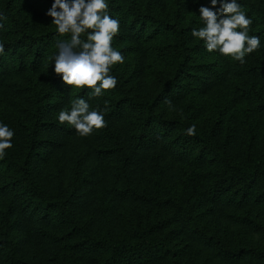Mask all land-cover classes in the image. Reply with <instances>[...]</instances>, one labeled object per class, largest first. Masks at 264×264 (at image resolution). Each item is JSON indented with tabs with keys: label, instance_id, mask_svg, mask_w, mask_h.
Wrapping results in <instances>:
<instances>
[{
	"label": "trees",
	"instance_id": "trees-1",
	"mask_svg": "<svg viewBox=\"0 0 264 264\" xmlns=\"http://www.w3.org/2000/svg\"><path fill=\"white\" fill-rule=\"evenodd\" d=\"M53 2L0 0V91L19 101L0 103L14 132L0 159V264H264V0H237L260 40L243 65L192 36L211 0H107L124 62L99 97L53 71L71 39L46 15ZM80 98L107 127L81 137L58 122ZM179 174L202 188L179 200L166 185Z\"/></svg>",
	"mask_w": 264,
	"mask_h": 264
},
{
	"label": "clouds",
	"instance_id": "clouds-1",
	"mask_svg": "<svg viewBox=\"0 0 264 264\" xmlns=\"http://www.w3.org/2000/svg\"><path fill=\"white\" fill-rule=\"evenodd\" d=\"M211 5V8H199L204 26L193 29L192 36L202 40L208 52H218L243 65L245 57L260 46L259 37L248 34L252 20L237 0H220L215 11L217 0H211ZM107 13V0H54L46 13L61 36L70 34L71 37L70 42L57 44L54 73L64 84L79 90L91 89L96 97L115 88L117 79L110 74L112 67L124 62L121 53L112 47L113 38L119 34V21ZM85 34L86 40H82ZM4 51V45L0 44V55ZM89 107L83 98L77 99L70 112L59 113L58 122L73 126L81 137L107 127L103 114L90 111ZM186 134L195 135V125L187 128ZM13 135L7 125L0 124V159L5 157L6 149L12 147Z\"/></svg>",
	"mask_w": 264,
	"mask_h": 264
},
{
	"label": "rangeland",
	"instance_id": "rangeland-1",
	"mask_svg": "<svg viewBox=\"0 0 264 264\" xmlns=\"http://www.w3.org/2000/svg\"><path fill=\"white\" fill-rule=\"evenodd\" d=\"M18 97H15L13 95L12 91H8V88L6 89H2L0 91V103H7V105L13 104V103H18ZM255 121L261 122L264 120V114L261 115H255L254 116ZM234 128L236 127L235 131H234V137L232 138V144H231V150L237 154V155H241L242 154V150L244 149V146H242V141L244 138V130L240 125H236L233 122ZM233 134V132H232ZM234 142V143H233ZM259 142V136H257V143ZM81 144V142H79V145ZM76 148H71L70 150H75ZM78 151V150H75ZM75 151L72 152V154H75ZM65 158H68L67 156L62 157V160H65ZM146 161L148 160V158H145ZM143 166L142 168H145V171H141L140 173L138 172L137 174L138 176V180L141 179L142 181L141 184L144 183V181L146 180V178H148L151 174H153V170L152 169H147V165L146 162L142 161ZM150 170L152 171V173L150 174ZM166 176V175H164ZM169 176H173V175H169ZM168 176V177H169ZM175 177L176 181L173 183V186H171L170 184H166L169 187H171V189L173 190L174 195L177 196V198L179 200H181V197H184L186 195H192L195 194L196 192H198L201 188H202V183L201 181L199 182H193V181H189L186 179L185 176H180V174L178 176H173ZM172 177V178H173ZM171 178V177H170ZM172 193V195H173ZM162 197H164L161 194ZM216 210H218L217 206H216ZM222 223V222H221ZM239 231V229L237 227L231 226L229 228V232L231 234H237L236 232ZM187 250V248H186ZM206 252H202V251H198L196 254V262L199 261ZM211 260V259H210Z\"/></svg>",
	"mask_w": 264,
	"mask_h": 264
}]
</instances>
